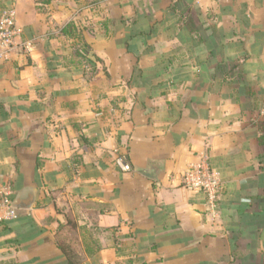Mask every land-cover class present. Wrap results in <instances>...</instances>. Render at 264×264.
Listing matches in <instances>:
<instances>
[{"label": "crops", "instance_id": "0c3cea01", "mask_svg": "<svg viewBox=\"0 0 264 264\" xmlns=\"http://www.w3.org/2000/svg\"><path fill=\"white\" fill-rule=\"evenodd\" d=\"M9 6L30 46L0 64V190L37 193L0 223V264H70L59 241L81 264H264V0ZM203 159L216 222L182 182Z\"/></svg>", "mask_w": 264, "mask_h": 264}, {"label": "built area", "instance_id": "2783aa9c", "mask_svg": "<svg viewBox=\"0 0 264 264\" xmlns=\"http://www.w3.org/2000/svg\"><path fill=\"white\" fill-rule=\"evenodd\" d=\"M22 35L23 28L18 24L16 9L13 6L4 8L0 13V64L9 62L20 47L30 46L22 40ZM118 162L125 171L131 170L130 164L123 157H119ZM182 182L185 188L204 194L205 213L211 222H216L219 218L222 181L208 161L203 159L188 167L183 173ZM17 215L18 208L11 190L4 186L0 190V223L15 219Z\"/></svg>", "mask_w": 264, "mask_h": 264}, {"label": "trees", "instance_id": "16d2710c", "mask_svg": "<svg viewBox=\"0 0 264 264\" xmlns=\"http://www.w3.org/2000/svg\"><path fill=\"white\" fill-rule=\"evenodd\" d=\"M171 9L173 11H176V9H177L176 2L171 6ZM187 11H188V15H190L189 14V8H186V9L179 12L180 16L185 19ZM62 32L66 35L73 37L74 39H77L79 41V43L82 44V47H83L82 51L84 52V54L79 51V52H77V55L79 57H81L83 60H85L87 53L90 51V45L85 41L82 32L79 30V28L77 27L75 22L74 21L69 22L65 27L62 28ZM209 59L211 60V63L214 64V68H215L217 75L219 74V75L223 76L224 79H226L227 77H229L231 79L232 76H234V74H236L235 69L239 67V64L233 63V64H230V66H231L230 69L226 70L225 67L222 65V63L217 61V56L215 55V53H211V55L209 56ZM89 64L91 65V72L95 73L96 67L94 65V62H89ZM138 73H142V72L139 71V72H137V74ZM236 77L242 78L243 75H242V73L238 72V74H236ZM239 81H241V80H239ZM223 82H226V80H224ZM261 137H264V132L261 135ZM222 192H223V190L221 191L220 199H219V212H220V202H221ZM244 199H245L244 201H246L247 203H252L251 199H249V198H244ZM59 247L62 249V251L68 257L70 264H81V262L73 259L74 250L72 248L62 244L60 241H59Z\"/></svg>", "mask_w": 264, "mask_h": 264}, {"label": "water", "instance_id": "95a60500", "mask_svg": "<svg viewBox=\"0 0 264 264\" xmlns=\"http://www.w3.org/2000/svg\"><path fill=\"white\" fill-rule=\"evenodd\" d=\"M153 174H149L152 177ZM37 189L32 186H26L17 191L14 203L17 205L20 204H34L36 199Z\"/></svg>", "mask_w": 264, "mask_h": 264}, {"label": "rangeland", "instance_id": "374dc122", "mask_svg": "<svg viewBox=\"0 0 264 264\" xmlns=\"http://www.w3.org/2000/svg\"><path fill=\"white\" fill-rule=\"evenodd\" d=\"M80 48L82 49L83 47H82V44H81V46H80ZM81 58V57H80ZM79 59V58H78ZM82 59V58H81ZM230 64H233V62H231ZM90 73H91V69H89V71L87 72V75H90Z\"/></svg>", "mask_w": 264, "mask_h": 264}]
</instances>
